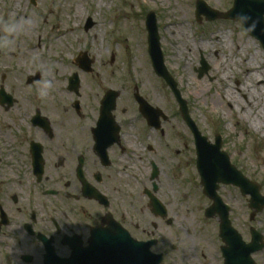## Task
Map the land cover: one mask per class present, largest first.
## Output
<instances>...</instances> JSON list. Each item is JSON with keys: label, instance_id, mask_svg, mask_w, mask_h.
Masks as SVG:
<instances>
[{"label": "flooded vegetation", "instance_id": "flooded-vegetation-1", "mask_svg": "<svg viewBox=\"0 0 264 264\" xmlns=\"http://www.w3.org/2000/svg\"><path fill=\"white\" fill-rule=\"evenodd\" d=\"M253 40L258 50L252 58L258 60L264 50ZM2 41L0 30V264H101L107 241L116 242L117 264H154L149 254L155 264H224L219 215L201 217L193 227V221L177 213L182 205V135L172 130L168 110L158 105L160 113L149 124L134 98L132 111L117 98L112 119L103 123H98V111H74L61 118L35 111L19 115L28 122L22 125L17 114L8 115L18 98L11 87V66L3 62ZM213 54L207 78L216 82L222 77L227 121L215 115L210 143L220 134L233 177L257 182L264 195V179L248 165L258 153L264 163V80L259 77L264 69L248 68L245 57L246 67L237 76L234 51L223 60L217 50ZM92 69L84 73L91 75ZM15 71L21 72L18 67ZM250 75L261 79L254 91L247 88ZM108 88L114 89L106 85L103 91ZM259 109L255 125L252 116ZM197 186L203 215L212 201L199 180ZM218 194L240 237L237 245H229L234 255L230 264H264V208L255 212L250 194L233 181L221 184ZM229 241L236 242L235 236Z\"/></svg>", "mask_w": 264, "mask_h": 264}, {"label": "rangeland", "instance_id": "rangeland-1", "mask_svg": "<svg viewBox=\"0 0 264 264\" xmlns=\"http://www.w3.org/2000/svg\"><path fill=\"white\" fill-rule=\"evenodd\" d=\"M80 1L36 0V3L32 5L29 0H20L17 16L23 14L32 15L37 24L34 33L38 30L39 32H44V29H46L47 33H51L59 28L58 16L62 8H71ZM205 1L211 7L220 11H226L232 4V0ZM111 2H113V7L110 10H106L103 7L97 10L96 14L89 7L83 6V17L75 20L78 23V29L72 27L69 22L68 27L72 28L71 35H68L61 41L62 45L60 46V50L62 52L59 54L68 58L67 62L72 68L64 72L60 81L67 84V77L69 78L72 73L77 72L80 79V87L79 94L67 91L65 87L62 89L61 94L58 92L62 97L59 100L60 104L58 106V98H56L58 94L52 91L51 88L47 90V102H43L42 99L38 101L39 103L36 102L37 105H35V101L32 100V93L36 90L40 81L44 80L40 65L42 63L35 62L34 59H26L22 55L24 48L21 46L17 47L16 43V41H20L19 39L22 36L21 32L19 36L20 30L18 31V38H11L13 40L11 46L5 47L2 43L4 53L3 62L11 66V87L18 98L17 103L8 115L17 114L18 116H29L34 114L33 107L35 106L44 115L61 118L62 115L68 116L74 114L72 104L75 100H78L82 104L80 107L81 113L93 114L99 110V106L95 105V102L100 100L101 96L103 97L104 92L101 90L106 85L117 90L119 92L118 100L122 102L121 105L126 107L128 111H132V93L134 88L132 81H136L139 92L144 93L156 105L164 106L168 110L172 130L176 129L182 135V205H179V211L177 213L182 220L193 221L189 225L197 227L198 222L195 220L201 219L202 217L198 209L201 208L199 206L202 203L197 201L196 195L198 193L197 183L199 179L195 169L192 135L180 115H178L177 103L174 100L172 92L166 87L163 80L156 75L152 66L147 49V33L144 25L145 16L148 10L152 9L154 11L157 18L156 24L160 35V50L164 58V63L171 75L178 82L182 96L187 100L190 115L196 122L199 130L211 141L213 140L212 133L215 125L213 118L215 115L219 114L225 120L227 119V99L224 95L226 94V90H223L224 82L222 77L214 82L210 81L206 76L202 78L197 76L196 69L199 67L200 54L211 63L215 58L213 50H217V56L220 60H223V58L226 59L228 54L234 51L236 55H233L231 59L236 60V63H238L237 67L239 70L236 69L238 71L237 76L240 75L246 66L250 69H258L255 66L260 65L264 69V57L259 52L260 57L258 60L252 58L254 56L252 54L258 50V45L252 37L245 33L240 23L231 20H216L212 22L202 20V22L198 23L194 16L195 0H112ZM8 7L9 0H0V28L3 39L6 37V33L2 29V24L4 21L12 20L8 15ZM64 14L65 17H71L70 10L65 11ZM88 17L91 18L93 25L85 31L83 26ZM104 21H110L113 29L109 35V42L102 43L97 34V30L103 28L101 23ZM178 21L184 23L188 29L184 38V44H182V49L179 52L174 50L172 46L174 35L171 29L168 28V32H165L168 24H175ZM72 35H80L82 42L76 43ZM32 38L35 41V37L32 36ZM216 39H218V43ZM248 43H250V46L246 48V51L244 46ZM138 45L141 49L139 66L135 65L134 67V63H136L133 57L135 53L134 49ZM80 49L81 51H85L88 57L92 59L91 66L93 68V74L91 75L84 74L73 63ZM245 57L248 58L246 66L243 63ZM67 62L58 61V64L61 67H65ZM15 67H18L21 72H16ZM36 71L40 73V79L31 84H27L24 75L33 74ZM46 71L48 75H54L53 79H56L54 70L47 67ZM257 73L255 74L257 75ZM261 75L264 77V70H260ZM253 78V75H250V78L248 77V81L252 82H248L247 84V88L250 91L252 89L254 91L257 82L261 80L260 78L253 80ZM195 85H199L203 90L198 92L197 88H194ZM49 97L51 98L49 99ZM19 118L18 121L22 125L28 123L22 120L20 116ZM10 121L12 124L16 123L13 119H10ZM79 122L76 121L73 123L77 125ZM251 149L253 150V148ZM252 156L250 164L248 165L252 172L259 179L263 180L264 163L261 162L262 153H258L257 156L252 154ZM194 186L197 187L194 188ZM171 187L176 189L174 184ZM224 189L222 191L225 194L226 191ZM195 199L198 207L195 205ZM179 201L180 197L178 196L177 202L179 203ZM174 210L176 211V209ZM243 211L245 213V210ZM239 218L241 220L240 216ZM191 226L187 227L189 232L191 231ZM208 234H210L209 230Z\"/></svg>", "mask_w": 264, "mask_h": 264}, {"label": "bare ground", "instance_id": "bare-ground-1", "mask_svg": "<svg viewBox=\"0 0 264 264\" xmlns=\"http://www.w3.org/2000/svg\"><path fill=\"white\" fill-rule=\"evenodd\" d=\"M112 0H81L80 2H77L73 7L69 8H62L60 15L58 16V25L59 28L51 33H47L46 29H44V32L36 31L34 33V30L37 28L36 20L32 15L23 14L20 16H17V11H19L18 4L20 3V0H9V17L10 19H16L18 21L22 22V27L19 31L22 33V36L20 37V41H16L17 47H23L24 50L22 51V55L26 57V59H34L36 62H41L42 64V76H44V79H48L52 82L51 90L54 92H60L64 87H66V84L60 79L63 77V74L66 70L69 68H72V66L69 65L68 58L61 56L59 53L62 52L60 50V46L62 45L61 41L65 39L68 35H71L72 28H69V22L72 27H75L78 29V23L75 21L77 18L83 17V6L89 7L93 13H97V10L102 9L103 7L106 8V10H110L113 7ZM35 4V3H34ZM33 4V5H34ZM67 10L71 11V17H65L64 13ZM52 13V12H50ZM74 21V22H73ZM103 28L101 30H97V34L99 35L100 41L102 43L109 42V35L111 34V31L113 29V26L110 21H104L101 23ZM168 28L171 29L172 34L174 35L172 42V46L174 47V50L179 52L182 49V44H184V38L187 34V27H185V24L182 22H177L175 24H168V26L165 28V32H168ZM33 33V35H32ZM33 37H35V41H33ZM73 36V40L76 43L82 42L81 36ZM11 38H18V32L14 34ZM25 38V40H24ZM132 40V39H131ZM134 59L136 63L135 65L139 66V54L141 52L140 46L136 49H134ZM258 57V53H256ZM141 57V56H140ZM58 61H66L67 65L65 67H61L58 64ZM47 64V65H46ZM75 65V63H74ZM76 66V65H75ZM50 67V69L54 70L56 79H53V76L48 75L46 68ZM264 80L263 75L259 76ZM40 88L41 85L39 84L36 88L35 95L32 96L33 100H36L38 102L39 100L43 99V102H47V95L41 96L40 95ZM194 88L199 91L203 90L199 87V85H195ZM263 88V87H262ZM58 94L56 98H58L57 106L60 104L59 100H61V96ZM51 97H49L50 99ZM39 103V102H38ZM262 111L259 109L258 113H256L254 116H252V123H256L259 117V114ZM256 125V124H255Z\"/></svg>", "mask_w": 264, "mask_h": 264}, {"label": "water", "instance_id": "water-1", "mask_svg": "<svg viewBox=\"0 0 264 264\" xmlns=\"http://www.w3.org/2000/svg\"><path fill=\"white\" fill-rule=\"evenodd\" d=\"M35 0H31L34 3ZM201 15H204L208 20H214L216 18H230L239 21L245 28L246 32L250 35L255 36L261 42L264 43V0H234L233 6L226 13H218L207 6L204 5L203 2L197 1L196 3V17L198 20H201ZM91 22L88 20V25ZM146 25L148 29V42H149V53L151 55L152 64L156 71V73L162 76L169 87L171 88L177 102L179 103V108L182 113V118L185 121L188 128L191 130L194 136L196 150H197V166L198 171H200L202 176V181L205 185V191L207 194L211 195L213 190L209 189L207 180L210 175L214 174V169L212 167L213 160L211 158V152L213 149L216 150L217 147H209L204 143L205 137L201 136L198 131L194 121L190 118L186 101L181 98L178 89L176 88V83L172 79V77L166 71L163 61L162 55L159 49L158 36L156 33L155 27V19L153 13H149L146 19ZM82 67L87 68L89 63L86 60V57L79 59ZM208 70V66L206 62L201 61V67L198 69V76L202 77ZM71 87L76 90L77 89V77L76 75L70 79ZM117 92L109 91L104 97L103 106L101 107L100 112L102 114L109 113L113 106L111 105L114 98L116 97ZM140 110L148 117L149 114H153V109L147 105L143 100H140ZM219 163V162H218ZM220 164V163H219ZM224 181L227 179L223 178ZM222 219V230L224 236L229 232L228 222L226 221V213L221 212ZM226 255V254H225Z\"/></svg>", "mask_w": 264, "mask_h": 264}, {"label": "clouds", "instance_id": "clouds-1", "mask_svg": "<svg viewBox=\"0 0 264 264\" xmlns=\"http://www.w3.org/2000/svg\"><path fill=\"white\" fill-rule=\"evenodd\" d=\"M22 27V22L16 19L11 21H4L2 24V29L4 33H6V37L3 39L2 43L3 46L8 47L13 44V40L11 37L16 34ZM40 95L45 96L47 95V90L52 87V82L48 79H44L40 81Z\"/></svg>", "mask_w": 264, "mask_h": 264}]
</instances>
